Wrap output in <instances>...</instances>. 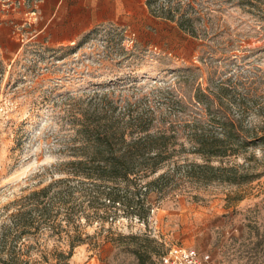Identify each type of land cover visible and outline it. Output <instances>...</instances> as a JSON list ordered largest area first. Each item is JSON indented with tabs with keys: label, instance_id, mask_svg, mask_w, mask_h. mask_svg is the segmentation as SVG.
<instances>
[{
	"label": "rangeland",
	"instance_id": "1",
	"mask_svg": "<svg viewBox=\"0 0 264 264\" xmlns=\"http://www.w3.org/2000/svg\"><path fill=\"white\" fill-rule=\"evenodd\" d=\"M204 1L213 3L216 15L205 40L176 25H157L152 35L105 27L71 46L30 43L15 55L13 31L6 25L12 12L0 3V225L9 221L16 201L61 176L60 165L76 153L83 115L95 121L107 112L122 126L143 118L151 133L173 129L179 144L197 122L211 129L222 115L242 119L244 126L258 122L228 106L226 98L208 111L196 93L213 98L223 84L235 99L248 93L264 97V6ZM177 150L179 162H201L179 145ZM255 153L259 161L254 165L264 169L262 154ZM167 170L142 180L132 177L131 185L144 187ZM131 193L122 191L123 200L137 201ZM146 200L145 221L119 206V216L109 218L102 233L96 223L86 228L95 236L91 243L109 237V229L137 240H123L117 248L110 242L99 250L93 244L79 246L71 264H162L174 247L194 248L210 255L211 262L264 264V176L240 187L176 181L161 192L151 191ZM28 244L36 246L33 240ZM41 244L48 252L55 247L47 237ZM140 246L147 253L144 261L134 253ZM40 257L33 252V259Z\"/></svg>",
	"mask_w": 264,
	"mask_h": 264
},
{
	"label": "trees",
	"instance_id": "2",
	"mask_svg": "<svg viewBox=\"0 0 264 264\" xmlns=\"http://www.w3.org/2000/svg\"><path fill=\"white\" fill-rule=\"evenodd\" d=\"M212 4L204 0H146L152 17L173 23L197 40H205L214 31L216 15L211 11ZM239 5L257 8L264 6V1L239 0ZM211 95L214 97L200 90L196 93L198 103L208 111L217 99L222 102L226 98L228 106L238 109L242 116L254 115L258 122L244 126L242 119L222 115L215 119L211 129L197 122L191 135L179 144L173 129L151 133L143 118L122 126L107 112L98 113L95 121L83 115L76 130V153L60 165L61 176L16 201L9 221L0 225V264H71L79 246L93 244L99 250L110 242L117 248L123 240H137L136 236L109 229V237L91 243L95 236L88 234L86 228L96 223L99 234L102 233L104 223L119 216V206L128 215L145 221L150 212L146 207L147 195L151 191L161 192L176 181L240 187L261 179L264 169L254 163L259 161L257 149L264 158V97L248 93L235 99L231 89L223 84ZM178 145L181 152L197 155L201 162H179ZM249 151L252 152L247 157ZM238 159L244 163H237ZM165 167L168 170L146 186L138 189V184L131 185L130 178H149ZM119 182L127 185L122 187ZM130 188L137 201L123 200L122 191L127 195ZM106 201L112 203L114 210L106 206ZM44 237L55 242L50 252L41 244ZM31 240L36 246L28 244ZM143 248L134 251L139 261H144L147 254ZM34 251L40 253L39 259H33Z\"/></svg>",
	"mask_w": 264,
	"mask_h": 264
},
{
	"label": "crops",
	"instance_id": "3",
	"mask_svg": "<svg viewBox=\"0 0 264 264\" xmlns=\"http://www.w3.org/2000/svg\"><path fill=\"white\" fill-rule=\"evenodd\" d=\"M34 1V8L22 7L12 12L6 22L13 31L14 55L30 43H42L51 48L71 46L99 28L113 27L138 35H152V28L157 25H174L152 17L146 0ZM32 10H35L34 15Z\"/></svg>",
	"mask_w": 264,
	"mask_h": 264
},
{
	"label": "built area",
	"instance_id": "4",
	"mask_svg": "<svg viewBox=\"0 0 264 264\" xmlns=\"http://www.w3.org/2000/svg\"><path fill=\"white\" fill-rule=\"evenodd\" d=\"M9 12H16L22 7L34 8V0H0ZM35 14V10L31 11ZM162 264H210L211 257L194 248L174 247L162 258Z\"/></svg>",
	"mask_w": 264,
	"mask_h": 264
}]
</instances>
